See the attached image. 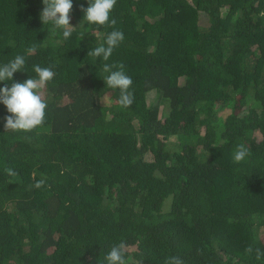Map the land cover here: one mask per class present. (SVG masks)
<instances>
[{"label": "trees", "instance_id": "trees-1", "mask_svg": "<svg viewBox=\"0 0 264 264\" xmlns=\"http://www.w3.org/2000/svg\"><path fill=\"white\" fill-rule=\"evenodd\" d=\"M42 9L0 0V65L24 56L13 82L55 73L42 126L5 131L0 104V264H104L120 242L126 264H264V0H117L114 26L67 40ZM113 30L108 61L87 55ZM105 63L132 78L130 107Z\"/></svg>", "mask_w": 264, "mask_h": 264}, {"label": "clouds", "instance_id": "clouds-1", "mask_svg": "<svg viewBox=\"0 0 264 264\" xmlns=\"http://www.w3.org/2000/svg\"><path fill=\"white\" fill-rule=\"evenodd\" d=\"M43 9L40 13V21L43 25L50 24V31L55 36L57 30L62 32L63 39L67 40L72 32L78 27H83L84 22L93 25L114 26L115 19L110 20V13L117 3V0H87L86 8L81 5L83 18L78 27H73L70 23L71 10L73 8V0H42ZM84 35H82L83 38ZM81 38V39H82ZM124 40L122 31L113 30L109 32L104 42L96 46L87 55L93 57H102L104 61H108L115 48ZM29 52L35 49H29ZM25 65V58L17 55L13 60L6 64L0 65V83L4 86L0 87V104L6 107L9 115L4 117V130L12 132H31L40 127L44 123L45 110L47 103L42 96V90L51 81L55 75L50 67H42L39 64L33 66L36 74L35 78H28L24 82H13L14 73L21 71ZM124 64H107L103 66V71L107 73L104 84L111 89H119L120 95L118 103L123 108H128L134 102V94L129 91L133 84V80L124 71ZM7 81H12L11 84ZM250 155V149L243 144L236 146L233 153L235 162H241ZM5 173L9 176L16 175L11 168H5ZM46 181L41 179L36 181L32 187L40 189L44 187ZM126 248L125 242L113 245L110 251L104 257V264H126ZM253 248L251 246L245 249V254H251ZM261 252L256 249V258L260 259ZM164 264H184L183 260L178 256L167 257Z\"/></svg>", "mask_w": 264, "mask_h": 264}]
</instances>
